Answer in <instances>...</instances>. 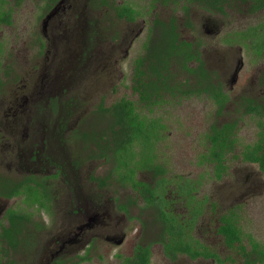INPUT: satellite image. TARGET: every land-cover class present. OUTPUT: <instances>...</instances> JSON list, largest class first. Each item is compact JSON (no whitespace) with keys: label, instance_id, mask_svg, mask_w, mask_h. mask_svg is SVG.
Listing matches in <instances>:
<instances>
[{"label":"flooded vegetation","instance_id":"1","mask_svg":"<svg viewBox=\"0 0 264 264\" xmlns=\"http://www.w3.org/2000/svg\"><path fill=\"white\" fill-rule=\"evenodd\" d=\"M4 1L11 24L0 23V32L13 28L18 13H24L21 3L28 0ZM36 1L46 3L40 8L43 16L40 23V14L35 17L30 39L13 46L18 52L17 60L8 63L7 42L0 36V264H158L155 259L160 264H181L184 259L225 264L236 257L242 264H261L260 256L251 245L249 249L244 245L242 228L234 212L220 213L216 204L209 205L214 212L207 220L206 235L213 238L206 240L211 239L216 248L224 246L230 256L222 259L218 249L203 243L197 231L207 205L197 199L200 186L195 177L172 171L166 160L159 161L157 151L151 164L136 170L134 179L138 184L133 186L128 176L119 178L118 172H123V167L117 169L110 153H101L97 144L101 142L102 133L98 132L95 138L92 134L96 131L100 106L108 109L122 99L138 106L147 116L159 118L165 126L166 120L160 115L164 114L161 111L166 107L163 106L169 108L179 100L200 96L215 105L211 93L204 91L209 82L220 86L228 98L222 111L233 105L232 111L238 116L226 123L236 122L238 129L239 122L248 117L254 120L257 132L258 117L246 113V109L250 102L264 105L261 69L252 81L257 94L243 92L238 98L230 94L244 67L242 56L247 55L254 64L264 61V0H137L144 2L141 6L136 5L135 0H84L89 3L88 11L104 8L114 23L111 34L102 28L99 30L96 22L85 26L84 42L77 48L82 64L75 69L76 75L84 69H88L89 74L93 68L104 70L108 75L117 74V79L98 104L89 112L78 114L77 122H72V101L64 100V90L69 88L56 85L59 73L65 80L70 78L71 70L67 65L71 47L54 41L59 27L52 19L64 13L65 8L70 9L65 5L69 0ZM103 1L108 2V6L103 5ZM122 6L129 9L127 15L117 12L116 8ZM71 13L76 18L82 16L76 4ZM49 14L52 15L46 19ZM159 33L177 36L178 42L184 43L193 56L187 63L193 73L187 74L173 65V73L168 77L170 85L178 83L180 86L183 82L195 85L196 90L185 96L177 89L160 90L159 103L150 109L145 103L138 104L140 98L134 75L136 61L146 52L144 44ZM55 49L57 54L51 52ZM132 49L136 56L129 60L127 72H120L117 62L129 57ZM227 50H235L236 55L230 59L234 67L226 71L224 81L221 76L226 74L220 66ZM40 59L42 63H38ZM35 60L37 62L33 63ZM18 63L20 70L16 68ZM200 63L208 73L209 82L202 79ZM123 82L128 83L123 87L126 92L118 96ZM8 85L12 86V92L4 95ZM224 85L228 89H224ZM200 86L203 87L201 93L197 91ZM115 95V99L108 101ZM106 136H102L104 141H107ZM256 140L255 134L253 143ZM240 148L237 155L234 151L231 157L251 166L258 182L264 184L259 166L243 162ZM230 155L226 156V168L220 178L214 175L213 164L202 165L211 167L210 178L219 181L228 175L227 157ZM15 189L18 194L7 196ZM223 218L229 219L241 233V241L233 246L222 233ZM188 222H193L189 229ZM181 229L189 233L185 240L190 237L195 242L193 249L199 255L194 258L180 253L178 248L166 250L165 245L171 238H178L175 234Z\"/></svg>","mask_w":264,"mask_h":264},{"label":"rangeland","instance_id":"2","mask_svg":"<svg viewBox=\"0 0 264 264\" xmlns=\"http://www.w3.org/2000/svg\"><path fill=\"white\" fill-rule=\"evenodd\" d=\"M134 3L140 6L145 5L144 2L137 0H135ZM75 4L82 15L80 18H76V15L71 13V11H73V5ZM88 4V1L85 2L84 0L76 2L71 0L66 1L65 5H69L70 9L65 8L64 13L60 12L52 19L56 21V25L59 27L54 41H59L60 44L61 42L64 44L67 43L66 45L71 47L70 61L67 65L68 70H71L70 78L65 80V76L62 77V73H59L56 85L63 88H69L68 91L64 90V100L72 101V113L74 112L72 122L78 121L77 116L79 113L85 111L89 112L96 104H98L101 96H103L104 93H107L106 91L110 90L111 84L117 79H115L117 74L108 75L104 70H93V68L90 69L89 74L88 69H84L76 75L75 69L82 64L79 58L80 49L77 48L82 42H84L85 26L92 22H96L99 30L102 28L104 31L109 32V34H111V31L113 30L114 21L110 20L109 12L104 8L95 10L91 8L90 11H88ZM45 5V1L40 3L36 0H28L27 2L21 3L20 6L24 13L22 15L21 13H18V17L15 20L12 29L0 32V36H2L4 41L7 42L5 58L8 63L12 60H17L16 54L18 52L16 49H13V46H18L20 42H26V40L30 39L32 27L36 25L35 17L38 16L40 12L42 13L40 8H44ZM30 13L32 15H30ZM42 16L43 14L39 15V23ZM77 33H79V35ZM71 38H78V40L71 41ZM33 40L34 39H32V41ZM85 40L86 42L88 41L87 35ZM74 42L77 45H74ZM138 43H140V40ZM138 43L136 42L135 45ZM51 52H54V54L58 53L56 49ZM219 52L221 54L223 53V50H219ZM133 55L136 56L135 49L130 51L129 57L127 56L125 59L123 58L122 61L117 62L120 72H127L128 62ZM235 55V50L226 51L224 55V63L220 66V68L223 66L224 74L233 69L234 61H231L230 59L231 57H235ZM242 57L244 67L238 74V81L234 85L230 94L232 97L236 98H238L243 92H247L248 94L254 92L257 94L258 92L255 89V83H252L254 75L259 74V69H261V73L264 74V61H259L254 64L250 61V57L247 55ZM82 60H84V58H82ZM36 62V60L33 61V63ZM38 63H42V59H40ZM18 64L19 65H16V68L20 70L21 65L20 63ZM211 69L214 71L213 65H211ZM215 72L218 74V68L215 69ZM227 75L228 74L221 76V79H224L225 81ZM73 78L75 79L73 83H71ZM224 81L222 82L224 83ZM124 85H128V83L123 82L122 86L119 87L117 92L118 96L126 92L123 88ZM224 89H228L227 85H224ZM11 90L12 86L8 85L5 87L4 95H9ZM117 95L109 97L108 101L115 99ZM163 108L164 109H162L161 112L164 114L160 115L166 120L167 127L164 132L165 138L160 141L157 146V151L160 154L159 161L164 162L166 160L172 168V171L177 174L181 173L182 175L191 174L199 181L200 189L197 194V199L201 201L204 200L207 205L205 216H203L200 221L197 231L198 235L202 236L203 243L213 245L214 249H218L222 259L226 258V256H230V253L227 252L224 246L216 248V244L211 240L213 237H207L206 235L208 233L206 230L207 220L210 219L214 212H212V208L209 205L216 204L220 207V213L223 211L226 212L227 210L228 212H234L233 216L236 219L238 218V225L242 228V235L244 236L243 242L248 249L250 246V239L247 236H249L253 242L264 247V184L258 182L253 172L254 169L251 166L240 164L238 158L231 157L232 155H230L227 157L228 175L219 181H215L210 178L211 167L199 165L197 162V157H199V154L202 153L206 147L205 133L209 126L213 124L222 125L229 120L238 118L236 113L232 111L233 105H229V107H226L225 110L218 115L216 114V107L212 101L208 100L206 97L200 96L179 100L178 103L171 104L169 108L167 106H163ZM255 134L256 128L254 120L244 117L239 122L236 132L239 143L237 151H235L236 155L240 151L242 145L253 143L255 140ZM206 215L208 218H206ZM207 238L211 239L207 241ZM155 260L160 264L157 259ZM181 264L210 263L199 261L189 262L187 259H184ZM225 264L242 263L241 259L236 257L233 262H226ZM262 264H264V262Z\"/></svg>","mask_w":264,"mask_h":264},{"label":"trees","instance_id":"3","mask_svg":"<svg viewBox=\"0 0 264 264\" xmlns=\"http://www.w3.org/2000/svg\"><path fill=\"white\" fill-rule=\"evenodd\" d=\"M5 3L4 0H0V23L10 25V14L5 12ZM102 4L108 6L109 3L103 1ZM116 10L118 13L120 12V15H127L129 12L126 6L117 7ZM144 50L146 51L144 56L136 61V74L134 75L135 83L138 85L136 91L140 98L138 104L145 103L152 109L153 106L159 103L160 90L177 89L182 96L191 94L196 90L195 85L184 84L183 82H180V86H177L178 83L173 86L170 85L171 81L168 77L173 73V65L187 74L193 73V69L187 65L193 59L191 51L186 48L184 43L178 42L177 36L159 33L155 38L149 39L148 44H144ZM198 69L202 79L209 82L208 73L203 68L202 63H200ZM200 85H202L201 82ZM202 88V86L198 87L197 91L201 93ZM204 88H206L205 92L211 93L210 98L214 100L217 108L216 113L221 114L228 99L222 93V88L220 86L215 87L211 82H209L208 87ZM99 111L96 131L93 132L92 138L97 137L98 132L107 135V141H104L102 139L103 135L100 134L101 142L97 145L100 146L101 153L103 155L106 152L110 153V157H113V161L117 164V169L123 167V172H118L119 178L122 180L128 176L130 182L135 186L138 184L134 179L136 170L142 169L141 166L145 164H151L153 156L157 152L158 143L165 138L166 126L161 123L159 118L147 116L138 106L133 105L126 99L114 103L108 109H103L100 106ZM246 113H254L258 117L256 120L257 140L252 145H240L242 150L239 156H241L243 162L257 164L264 176V105H253L250 102ZM236 124V122H233L222 126L212 125L209 131L205 133V152L199 154L198 164H213L214 175L217 178H220L226 168L224 165L226 156L233 154L238 147ZM18 193L19 191L15 189L13 193L11 192L7 196ZM24 193L26 194V191ZM199 211L200 206H198L197 213ZM223 219L222 233L229 241L228 244L233 246L234 243L241 241V233L229 219ZM164 220L168 221L166 216H164ZM187 224L189 229L192 227L193 222ZM173 228L171 227V229ZM175 235L178 238H171L165 245L167 251L178 248L177 251L192 258L199 255L193 249L195 242H192L190 237L185 240L189 233H185L181 229ZM247 237L250 239L252 250L260 256L262 264L264 262V247L253 242L249 236Z\"/></svg>","mask_w":264,"mask_h":264},{"label":"water","instance_id":"4","mask_svg":"<svg viewBox=\"0 0 264 264\" xmlns=\"http://www.w3.org/2000/svg\"><path fill=\"white\" fill-rule=\"evenodd\" d=\"M51 15H52V14H49V15L46 17V19H48ZM235 76H236V74H235Z\"/></svg>","mask_w":264,"mask_h":264}]
</instances>
